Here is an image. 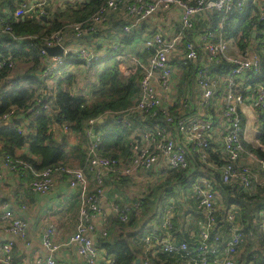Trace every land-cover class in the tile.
<instances>
[{"label": "built area", "instance_id": "obj_1", "mask_svg": "<svg viewBox=\"0 0 264 264\" xmlns=\"http://www.w3.org/2000/svg\"><path fill=\"white\" fill-rule=\"evenodd\" d=\"M47 1L22 0L14 11L6 8L3 12L6 17H0V34L11 33V23L21 18L40 19L48 14L44 9ZM246 3L247 0H106L86 19L67 24L43 41L39 50L43 57L41 81L63 66L66 54H77L81 61L91 65L105 55L107 48H123L120 41L126 36L135 35L142 44L143 56H130L134 68L139 70L130 104L87 120L81 166L61 163L37 170L28 160L5 151L0 142V176L1 169L6 168L17 179L30 177V191L46 195L57 174L66 175L69 187L77 190L75 230L65 244L75 247L83 264H115V257L107 256L98 243L108 235L109 216L127 222L130 211L139 210L141 199L153 187L174 171L184 173L195 156L196 163L209 166L222 185H236L248 193L242 195L244 202L255 203L262 196H258V187H264V155L254 150L264 153V143L258 139L264 129V76L259 80L254 77L261 74V60L255 48L264 43V0H251L255 12L253 33L261 37L258 45L251 48L247 45L244 51L230 55L229 39L225 37L227 19L242 12ZM214 14L218 15L216 24L212 20ZM112 15L121 20L122 25L118 37L111 38L104 48L96 50L95 46L82 44L72 47L65 43L69 31L75 40L102 31ZM147 24L150 27L145 26ZM189 33L195 36L187 39ZM20 38L31 39L29 36ZM55 45L62 47L63 54L49 56L45 47ZM0 47L5 45L0 43ZM179 51L181 70L185 73L192 67L188 84L180 82L181 75L171 63V55ZM125 55L119 52L116 60L122 62ZM223 64L227 69L219 70ZM16 65L17 59L11 51H0V82L6 81L8 90L17 87L33 92L29 104L35 111H31L30 119L41 111L53 115L56 93L45 92L40 86L31 85L28 79L12 76ZM181 86L186 89L183 96H179ZM191 92L196 97H192ZM215 99L218 118L206 112ZM246 106L259 111V132L251 145L253 149L245 145L251 143L245 134ZM18 118H23L29 126L22 109L11 107L0 115V127L13 125ZM98 119H110L114 126L127 131L129 156L115 157L99 152L102 133L95 129ZM58 124L61 133L74 132L67 122ZM17 130L25 135L30 132L20 125ZM137 172L148 176V182L134 206H123L114 197L110 199L107 212L104 206L109 201L104 199L106 177L113 175V179L121 180ZM215 184L212 175L200 177L191 184L195 207L204 212L193 243L170 236L174 209L170 202L158 226H146L140 231L138 243L143 252L154 258L161 253L179 255L183 264H264V207L252 208L246 223L239 225L236 217L241 206L231 203L219 213ZM26 209L24 204L14 209L6 198L0 197V264H27L25 259L13 256L19 243L25 247L31 244L27 239L28 223L21 214ZM55 234L54 224L43 226L40 242L49 254L36 256L32 264H57L55 252L60 245L53 241ZM247 249L251 254L245 262L242 252Z\"/></svg>", "mask_w": 264, "mask_h": 264}, {"label": "crops", "instance_id": "obj_2", "mask_svg": "<svg viewBox=\"0 0 264 264\" xmlns=\"http://www.w3.org/2000/svg\"><path fill=\"white\" fill-rule=\"evenodd\" d=\"M12 1L13 0H0V3L2 2V4H0L1 12H5V9L9 8L6 7V5L11 3ZM64 1L65 0H53L52 5H50V3L48 2L45 7H49L50 10L53 11L54 9H52V7L57 6L58 11L63 12L68 9L75 10L78 8L79 5L84 4L89 0H67V2L69 3H65ZM249 2H251V0H247V3ZM69 17L70 18H67L72 21L73 18L71 16ZM110 20H112V22L110 23L108 20L107 22L109 23H105L102 31H99L94 35H87L81 40H75L72 37L70 31L67 32L65 35V43L72 47H77L78 45L82 44L95 46L96 49L104 48L106 43L111 40V38L118 37L117 33H119L121 27L119 22L122 23L121 20L117 19L113 15L110 16ZM62 21L64 22L65 20ZM148 25L149 24L145 26ZM200 25L201 23L200 21H198L197 27H199ZM199 31L200 30H198V32ZM130 36H132L133 39L128 44H125V47L122 48V52L128 56H133V54L143 56V54L141 53L142 44L140 42V38L133 35ZM193 36H195V33H189L186 35V38L190 39ZM260 38L261 37L257 35L256 39L250 41L248 47L251 48V45H258V43L260 42ZM228 44V50L230 55H236L237 53L241 52L238 48L236 40L230 38ZM132 50L134 51L132 52ZM129 53H131V55ZM180 53L181 51L171 55V63L174 65L175 70H177L178 74L181 75L180 82L182 84H185L184 82L188 84L192 79L193 71L190 68L187 69L185 73L181 70L179 65ZM101 60L93 65L78 63V61L72 60L71 62L66 63V65H64L57 73H55L54 79L48 78L46 80L41 81V66L37 70L33 68V70L27 71L26 76H29L28 81L31 83V85H35L36 87L40 86L45 92H51L52 94H54L57 93V90L59 89L68 90L72 95L82 96L87 102H91V100L93 99L94 92L99 89L97 79L98 74L107 65L110 64V62H101ZM42 61L43 60L41 58V62ZM18 62H20L19 59L17 63ZM129 63L130 62L127 59H124L122 62L119 63L120 69L128 71V67L133 68V63ZM22 64L23 62L19 63L18 67H16V73L20 75H22V72L26 70L25 68L24 70L19 71V67ZM24 64L27 66L30 65L28 62ZM123 64L127 65L125 66ZM69 77L71 78L70 83L68 84L67 79ZM90 77H92L93 79L89 80ZM183 86L179 88V96H183L186 92V89ZM191 96L196 97V94L191 92ZM244 111L245 134L248 140L251 142L248 144L252 145V143L254 144L255 142L254 136L256 135L257 137V133L259 132V124L257 119L258 117L257 114L254 113V110L249 106L244 107ZM206 112L218 118L219 111L217 108L216 99L214 100V105L208 108ZM18 120L19 125L22 126L26 131H32L29 126H27V121H25L27 124L25 125L23 118H18ZM101 121V119H98V122ZM110 124H113V122L110 121ZM59 125L60 124L58 123H53L50 125V130L52 132L53 138L56 141L63 139L65 140V150L67 152L68 158L66 164L73 167H79L80 156L78 155L81 154V150H83L85 146L84 143L86 142L84 139L82 140L80 138L81 134L77 135L74 132H70L68 134L63 133L62 136L64 135V137H62ZM256 125H258V128H256ZM252 138L254 139L252 140ZM69 149L74 151L73 157H77V160L74 158L71 160V157H68ZM14 154L16 156H30V152L26 144L21 148L16 149ZM1 173L2 175L0 176V197L6 198L14 209H18L21 204L27 206V209L21 214L28 223L27 239L30 241L31 244L30 246L25 247L23 243H19L13 251V256L15 257V259L23 258L27 261V264H32L33 258H35L36 256L48 255V250L43 247L40 242V235L44 225L54 224V226L56 227V234L53 237V241L56 244L60 245L59 249L55 252L57 264H83L76 254L75 247L65 244L70 235L75 230V215L79 204V196L77 190L69 187L67 183V176L57 174L56 181L51 191L46 195H38L32 193L28 187L30 177L28 179L27 176H19L17 179L15 175L6 168H2ZM210 175L214 177L216 183V201L217 205L219 204V213L222 212V207H227L231 203H235L240 206L242 203H244L247 207L249 205L254 204L244 202L242 200V196L239 197V193L237 192L238 187L236 185H227V187L231 188L223 189V186L226 185L222 186L218 176L214 173V171L210 169L209 166H201L196 163L195 156V158L191 161L189 168L186 170V178H184L183 181L180 183L178 181H173L170 184H167V186H164L157 194L158 199L156 201L153 211L148 212L146 210L147 213L143 214V211L140 208L137 211L138 214H136L139 222L137 221L135 225L128 227L124 233H138L146 226H158L161 222V217L164 211L166 210L167 205L172 202L174 204V209L171 213L173 227L171 230H169L170 236L177 241L187 240L190 243H193L197 237L199 221L203 220L204 218V212L195 207L191 184L200 177ZM170 176L171 175L169 174L159 184H162V182L166 179H171ZM147 178L148 176L142 175L139 172H137L135 175L124 177L121 180L113 179V175L107 176L105 181L106 188L104 193V199L109 201L107 202V205L103 203V205L105 204L104 206L106 208V211L108 212L107 206H109L110 199H113L114 197H117L116 199L118 200L119 204L132 208L135 202L137 201L139 192L147 184ZM186 181L190 182L186 183ZM155 187H153L152 190ZM90 188H92V183H90ZM167 190L172 193L171 196H166V193L169 192ZM242 207L243 206H241L240 213H238L236 217V223L239 225H243L246 223L248 212L252 209ZM111 222V232H114V235H116L119 233V229L117 226L112 224L113 222ZM134 237L135 236H133L132 239ZM249 253V249L242 252V257L245 262L246 259H248ZM176 264H183L182 260L177 259Z\"/></svg>", "mask_w": 264, "mask_h": 264}, {"label": "trees", "instance_id": "obj_3", "mask_svg": "<svg viewBox=\"0 0 264 264\" xmlns=\"http://www.w3.org/2000/svg\"><path fill=\"white\" fill-rule=\"evenodd\" d=\"M105 1L106 0H89L86 3L79 5L75 10L68 9L63 12H56L49 9L48 14L43 16L45 19H42L43 17L40 19L28 17L21 18L18 21L11 23V33L3 32L0 34V43L5 45V47H0V51H11L17 61L19 59L20 62H28L30 64L28 71L33 70V68L37 70L42 64V55L39 50L43 41L67 25V23H63L61 20L63 15L66 14L73 18L70 23L81 21L97 10ZM21 2L22 0H13L11 3L7 4L6 7H9L8 9L12 12ZM0 4H2V2ZM251 4V2L246 3L244 10L230 16L225 25V37L227 39L231 38L236 40L240 51L246 49V40L250 41L257 38V35L252 36V25L255 21V12L253 11V6ZM2 12L0 10V17H6ZM217 17V14L212 16V20L215 24ZM109 22L111 23L112 20L109 19ZM119 23L121 26L122 23ZM11 36H15L16 39L13 40ZM22 36H29L31 39H18V37ZM132 39L133 37L129 35L124 37L120 42L123 47H125V44H128ZM244 39L245 41H243ZM255 51L258 53L261 60V74L254 77V79L259 80L264 76V43L256 46ZM119 52H122V48H107L103 57L98 58L91 63V65L96 64L103 58L104 59L101 60V62H110V64L98 74L97 79L99 89L94 92L91 102H87L82 96L72 95L68 90L59 89L57 90L55 98L56 112L53 115L41 111L34 119H30L31 111H35L32 109L31 104H29L32 100L33 92L27 88L17 87L11 90H1L0 115L5 113L11 107L21 108L23 115L29 119V128L32 130L26 135L19 132L17 130L19 125L18 119L13 121V125L1 126L0 142L3 144V149L7 152L15 153L16 149L21 148L26 144L30 156L22 155L20 157L28 160L37 170L47 167H57L61 163L67 165L66 162L68 161V158L65 150L66 142L64 139L56 141L53 138L50 125L52 122H67L69 123L71 130L75 133L81 134L80 138L85 140V135L83 133L87 120L91 118H99L104 115L106 111L121 110L130 104L131 96L136 90L135 87L139 70L133 66V68L128 67L127 73L121 71L119 62L116 60V56ZM72 60H76L78 63H84L78 58L77 54L69 53L65 55V63H69ZM62 67L63 66L58 67L51 76H54ZM189 68L191 69V67ZM221 69H227V65H221L219 70ZM20 77L29 80V76L24 77V75H21ZM70 78L71 77L67 79L68 84L70 83ZM5 84L6 83H3V85L0 86V89L5 87ZM110 121L112 120L103 119L96 124L95 129L102 132V143L99 152L103 155H111L115 157L129 156L130 150L127 131L114 126V124H110ZM258 139L264 143V129L261 130ZM245 145L246 147L253 149L250 144L245 143ZM254 151L261 156L264 155V153L259 150ZM78 156H80L79 165L81 166L84 157L83 151H81V154ZM167 181L159 184L155 188L154 193L141 199L139 209H142L143 214L147 213L146 210L148 212L153 211L158 199L157 194L164 186H167ZM224 188L230 189L231 187H227L226 185L223 186V189ZM258 191V196H262L256 201V203L249 205L248 207L242 203L241 206L253 209L264 207V187H258ZM237 192L239 193V197L243 194H248L241 189H238ZM171 194L172 193L169 191L166 193V196H171ZM251 198H253V196H251ZM136 214H138L136 210L130 211L129 220L127 222H122L117 218L109 216V237L107 235L108 239L106 237L102 240H98L99 246L105 250L106 255L114 256L116 260L115 264H144L145 260L147 261V264H176L177 259H181L179 255L161 253L158 254V259L146 255L138 243V235L140 234V231L138 233H124L128 227L135 225L137 221L139 222ZM110 222L118 227V234L114 235V232H111ZM131 236L135 237L132 239ZM111 237L112 239H110ZM250 254L251 252L248 254V258L250 257ZM137 258L140 259L138 263H136Z\"/></svg>", "mask_w": 264, "mask_h": 264}, {"label": "rangeland", "instance_id": "obj_4", "mask_svg": "<svg viewBox=\"0 0 264 264\" xmlns=\"http://www.w3.org/2000/svg\"><path fill=\"white\" fill-rule=\"evenodd\" d=\"M50 3V5H52V3H53V0H48L47 1V3ZM65 3H69V2H67V0H65L64 1ZM44 9H46V10H49L50 8L49 7H45ZM52 9H54L53 11H56V12H59L58 11V7L57 6H53L52 7ZM70 18L69 16H67L66 14H64L63 15V17L61 18V20H65L63 23H67V24H70V20L68 19V18ZM109 19H110V17H109ZM147 27H150V26H147ZM254 36H255V34H254ZM250 41H252V40H250ZM250 41H248V40H246V43H247V45L248 44H250ZM134 50H132V52H133ZM134 53H137V52H134ZM130 55H131V53H129ZM136 54H134V56H135ZM126 57H124L123 59H127L130 63L132 62L131 60H130V56H128V55H125ZM122 58V57H121ZM19 63H21V62H18L17 63V65H16V67H18V64ZM129 63V64H130ZM133 63V62H132ZM64 65H66V63H65V61H64V63H63V66ZM123 65H127V64H123ZM27 67H29V66H27V65H25L24 63L19 67V71H22V70H24L25 68H26V70H24L23 72H22V75H24V77L26 76V73H27ZM191 70H192V67H191ZM121 71H123L124 73H127V71L126 70H121ZM20 74H18V73H16V68L13 70V72H12V76H19ZM21 76V75H20ZM90 76H91V73H90ZM50 78H53L54 79V76H50ZM91 79H93L92 77H90L89 78V80H91ZM88 80V81H89ZM55 81V80H54ZM4 82H6V81H2V82H0V86L1 85H3V83ZM1 90H8V88L5 86V87H3L2 89H0V91ZM183 93H184V89H183ZM254 113L255 114H258L259 113V111L258 110H256V109H254ZM256 128H258V125H256ZM61 133V132H60ZM70 133V132H69ZM62 134L63 133H61V136H62ZM66 134H68V133H66ZM62 137H64V135L62 136ZM255 137V136H254ZM254 138H252V140H253ZM82 151V150H81ZM73 153H74V151H72L71 149H69L68 150V157H71V160L74 158L73 157ZM74 159H76L77 160V157L76 158H74ZM70 160V159H69ZM70 167H73V166H70ZM185 173H186V171L184 172V173H182V174H180L179 172H176V171H174L173 173H171V176H170V178L171 179H169L168 181H167V179L166 180H164L162 183H164V182H166L167 181V183L168 184H170L171 182H173V181H178L179 183L180 182H182L183 181V179L184 178H186V176H185ZM189 180H192V179H189ZM189 181H186V183H188ZM156 188V187H155ZM155 188L152 190V192H150L149 194H147L145 197H147V196H149L151 193H154V191H155ZM108 237H109V235H108ZM108 237H107V239H108ZM110 239H112V237L110 238Z\"/></svg>", "mask_w": 264, "mask_h": 264}, {"label": "water", "instance_id": "obj_5", "mask_svg": "<svg viewBox=\"0 0 264 264\" xmlns=\"http://www.w3.org/2000/svg\"><path fill=\"white\" fill-rule=\"evenodd\" d=\"M42 19H45L43 17ZM252 36H254V33H252ZM45 50L49 56H54V55H62L63 54V49L60 45H55L53 47H45ZM139 258H137L136 263L139 262Z\"/></svg>", "mask_w": 264, "mask_h": 264}]
</instances>
